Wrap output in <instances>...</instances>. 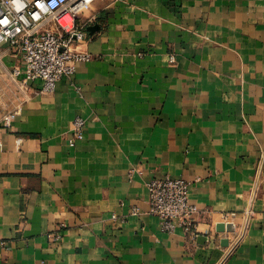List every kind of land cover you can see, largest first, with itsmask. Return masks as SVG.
Masks as SVG:
<instances>
[{
	"label": "crops",
	"instance_id": "0c3cea01",
	"mask_svg": "<svg viewBox=\"0 0 264 264\" xmlns=\"http://www.w3.org/2000/svg\"><path fill=\"white\" fill-rule=\"evenodd\" d=\"M81 22L90 58L0 117V264H264V0H96ZM165 176L191 232L148 213Z\"/></svg>",
	"mask_w": 264,
	"mask_h": 264
},
{
	"label": "built area",
	"instance_id": "2783aa9c",
	"mask_svg": "<svg viewBox=\"0 0 264 264\" xmlns=\"http://www.w3.org/2000/svg\"><path fill=\"white\" fill-rule=\"evenodd\" d=\"M95 1L0 0V49H13L21 62L12 71L13 79L23 87L40 82L41 92L51 93L59 80L71 78L76 63L90 58L74 46L89 39L81 15ZM10 118L5 116L3 120L8 123ZM84 125L83 119L74 120L75 140L83 138ZM70 145H74L73 140ZM189 185L168 176L148 181V213L159 220L162 231L172 233L176 227L192 231L198 208L189 200Z\"/></svg>",
	"mask_w": 264,
	"mask_h": 264
},
{
	"label": "rangeland",
	"instance_id": "374dc122",
	"mask_svg": "<svg viewBox=\"0 0 264 264\" xmlns=\"http://www.w3.org/2000/svg\"><path fill=\"white\" fill-rule=\"evenodd\" d=\"M0 62V117L11 116L19 106L20 97L25 87L17 83L12 72Z\"/></svg>",
	"mask_w": 264,
	"mask_h": 264
},
{
	"label": "water",
	"instance_id": "95a60500",
	"mask_svg": "<svg viewBox=\"0 0 264 264\" xmlns=\"http://www.w3.org/2000/svg\"><path fill=\"white\" fill-rule=\"evenodd\" d=\"M96 30H98L97 26H94V27L91 26V27L87 28V31H88L89 35H92ZM216 230L218 232H223L225 230L229 232V231H233V226L230 225V224H218L216 226Z\"/></svg>",
	"mask_w": 264,
	"mask_h": 264
}]
</instances>
